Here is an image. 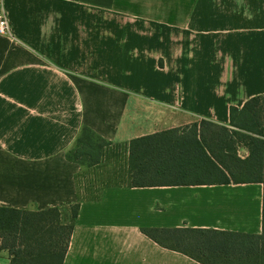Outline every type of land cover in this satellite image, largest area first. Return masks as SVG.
Instances as JSON below:
<instances>
[{"label": "crops", "instance_id": "crops-1", "mask_svg": "<svg viewBox=\"0 0 264 264\" xmlns=\"http://www.w3.org/2000/svg\"><path fill=\"white\" fill-rule=\"evenodd\" d=\"M3 8L0 205L56 207L73 225L63 264H202L144 227L262 233L260 182L130 186L128 147L202 121L229 127L231 106L264 95V0ZM83 126L109 142L95 165L66 156Z\"/></svg>", "mask_w": 264, "mask_h": 264}, {"label": "trees", "instance_id": "trees-1", "mask_svg": "<svg viewBox=\"0 0 264 264\" xmlns=\"http://www.w3.org/2000/svg\"><path fill=\"white\" fill-rule=\"evenodd\" d=\"M258 107V109H257ZM109 142L83 126L68 159L87 166L100 162ZM240 145L248 149L238 155ZM130 186L260 182L261 234L191 227H144L159 245L202 264H264V95L229 109V127L209 121L173 128L129 142ZM76 216V207L72 211ZM72 224H62L56 207L41 210L0 205V249L9 264H63Z\"/></svg>", "mask_w": 264, "mask_h": 264}, {"label": "built area", "instance_id": "built-area-1", "mask_svg": "<svg viewBox=\"0 0 264 264\" xmlns=\"http://www.w3.org/2000/svg\"><path fill=\"white\" fill-rule=\"evenodd\" d=\"M0 34L10 35V27L7 15L3 8V0H0Z\"/></svg>", "mask_w": 264, "mask_h": 264}, {"label": "rangeland", "instance_id": "rangeland-1", "mask_svg": "<svg viewBox=\"0 0 264 264\" xmlns=\"http://www.w3.org/2000/svg\"><path fill=\"white\" fill-rule=\"evenodd\" d=\"M257 109H258V107H257ZM108 145H106L105 146V148L107 147ZM73 147V146H72ZM72 147H70V149L72 148ZM239 147H241V148H239ZM238 147V149H237V152H238V155H240L241 157H245L246 155H244L243 153H244V151L246 150L247 151V154H248V149L245 147V146H243V145H240ZM104 148V149H105ZM103 152H104V150H103ZM103 156V155H102ZM87 163V161L86 160H84L83 161V165H87L86 164ZM6 251V250H5ZM7 251L6 252H4V253H1V255H0V263H5L6 261H7V259H9V256H7ZM260 260H262V261H264V256L263 257H260Z\"/></svg>", "mask_w": 264, "mask_h": 264}]
</instances>
